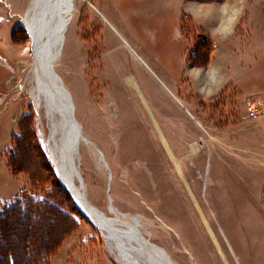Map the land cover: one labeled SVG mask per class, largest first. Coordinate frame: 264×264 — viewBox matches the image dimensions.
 Segmentation results:
<instances>
[{
    "label": "rangeland",
    "instance_id": "374dc122",
    "mask_svg": "<svg viewBox=\"0 0 264 264\" xmlns=\"http://www.w3.org/2000/svg\"><path fill=\"white\" fill-rule=\"evenodd\" d=\"M30 2L0 0V212L37 202L7 214L0 249L16 264H120L44 149L27 93ZM74 7L55 69L91 142L80 145L90 202L115 217L112 204L175 264H264V115L246 117L264 107V0ZM43 197L74 204L75 219Z\"/></svg>",
    "mask_w": 264,
    "mask_h": 264
},
{
    "label": "bare ground",
    "instance_id": "6f19581e",
    "mask_svg": "<svg viewBox=\"0 0 264 264\" xmlns=\"http://www.w3.org/2000/svg\"><path fill=\"white\" fill-rule=\"evenodd\" d=\"M29 8V12L22 19L29 29V33L27 28L26 31L31 39L28 50L31 51L32 64L27 93L39 114L44 149L54 169H61L62 174L57 170L56 174L60 181L62 177L73 195L78 198L80 210L101 232L109 251L120 264H175L162 248L151 244L143 236L137 225L125 221L112 204L110 211L115 217L107 216L91 202L86 201L85 190L75 174V167L81 170L80 145L84 143L91 146V142L82 131L83 139L79 141L78 154L73 152L62 127L64 108L59 101V87L51 68L53 66L56 71L55 64L62 54L66 32L73 18L74 0L71 7L67 6L64 0H31ZM59 37L62 38L60 44ZM103 155L100 152L99 156L104 160ZM214 241L216 242L215 239ZM219 251L224 257L220 247Z\"/></svg>",
    "mask_w": 264,
    "mask_h": 264
},
{
    "label": "water",
    "instance_id": "95a60500",
    "mask_svg": "<svg viewBox=\"0 0 264 264\" xmlns=\"http://www.w3.org/2000/svg\"><path fill=\"white\" fill-rule=\"evenodd\" d=\"M64 2H65V4L67 6L69 5L71 7L72 3H73V0H64ZM30 4H31V2H30ZM29 7H30V5H29ZM29 7L27 8V10H26V12L24 14L25 16L27 15V13L30 10ZM21 23L27 28L28 33H29V29L26 26L25 22L23 20H21ZM61 39L62 38L59 37V44L61 43ZM51 68H52L53 74L55 75V78L57 80L58 87H59V101L62 102L63 108H64V112L63 113L65 115V118L63 119L64 123H62V125H63L62 127H63V130L65 131V134L68 136V141H69L71 147L74 150L73 152L75 154H78L79 141H80V139H83L82 138V125L79 123L78 119L76 118L75 107H74V104H73V98H72L71 93L69 92V90L65 86V83H64L62 77L59 74H57V72L54 70L53 66ZM56 170L58 171L59 174H62L60 172L61 169H57L56 168ZM75 174H77V176H78V178H79V180L81 182V185H82V187L85 190V199H86V201L90 202V200L88 198L87 189H86V185H85V182H84V179H83L82 172L77 167H75ZM60 182H61V185L65 188V190L70 194V196L74 200L76 206L80 209L81 205L79 203L78 198L73 195V193L68 188L67 183L62 180V177H61V181ZM109 200L112 202L111 197L109 198ZM91 223L93 224L92 221H91ZM93 225L95 226V224H93Z\"/></svg>",
    "mask_w": 264,
    "mask_h": 264
},
{
    "label": "trees",
    "instance_id": "16d2710c",
    "mask_svg": "<svg viewBox=\"0 0 264 264\" xmlns=\"http://www.w3.org/2000/svg\"><path fill=\"white\" fill-rule=\"evenodd\" d=\"M61 185V184H60ZM61 190L63 191L62 193H66L65 189L63 187H61ZM69 197V196H68ZM33 199H30V198H27V197H21V198H18L14 201H11V202H7L5 207L1 210V216L2 218L0 219V238L2 236V230H1V226L3 225L4 223V220L7 216V214L15 211L16 210H21L22 214L24 213H28V210H29V207L32 206V202L35 201L37 202L36 200H33ZM50 200V199H49ZM48 199H46L45 197L41 198L38 200V203L37 205L40 206V207H43V206H46V205H55V206H59L61 209H62V212L61 214L63 216H66L67 218H69L72 222V220H74V215L76 214V211H77V207L72 204L73 208H71L70 210L67 209V211L63 212V206L59 203H54L53 201H51V203L49 202ZM0 248H1V242H0ZM8 255V256H7ZM0 264H16V258H15V255L11 252H8L7 254L3 253L0 249Z\"/></svg>",
    "mask_w": 264,
    "mask_h": 264
},
{
    "label": "built area",
    "instance_id": "2783aa9c",
    "mask_svg": "<svg viewBox=\"0 0 264 264\" xmlns=\"http://www.w3.org/2000/svg\"><path fill=\"white\" fill-rule=\"evenodd\" d=\"M261 115H264V107H261L255 104L249 108V110L247 111L246 117L249 119H256L260 117Z\"/></svg>",
    "mask_w": 264,
    "mask_h": 264
}]
</instances>
